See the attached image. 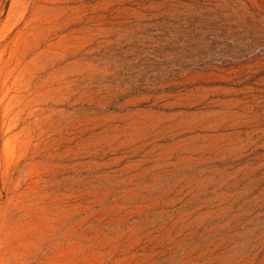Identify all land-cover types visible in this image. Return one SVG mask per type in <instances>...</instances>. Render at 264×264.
Here are the masks:
<instances>
[{
	"label": "rangeland",
	"instance_id": "1",
	"mask_svg": "<svg viewBox=\"0 0 264 264\" xmlns=\"http://www.w3.org/2000/svg\"><path fill=\"white\" fill-rule=\"evenodd\" d=\"M0 264H264V0H0Z\"/></svg>",
	"mask_w": 264,
	"mask_h": 264
}]
</instances>
